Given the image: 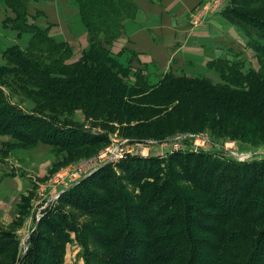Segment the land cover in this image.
I'll return each mask as SVG.
<instances>
[{"label": "trees", "instance_id": "16d2710c", "mask_svg": "<svg viewBox=\"0 0 264 264\" xmlns=\"http://www.w3.org/2000/svg\"><path fill=\"white\" fill-rule=\"evenodd\" d=\"M3 1L21 16L23 28L34 31V35L38 33L26 48H18L16 54L13 52L14 56L25 63L34 64L36 68H46V72L51 76L55 75L47 79H36V73L17 66L18 70L10 72L12 78L9 82L12 80L17 82L16 75L22 72V75H28L27 79L41 86L35 93L40 97L49 100L74 99V103H62V107L68 105L69 109H74L82 106L85 112L98 114V106H100L102 112L96 119L103 122L101 127L107 126L112 121L120 124L144 115L146 106L144 108L137 103L147 101V98H138L133 100L135 103L132 104L124 102L126 90L121 82L124 76L129 75V70L121 67L109 51V46L121 32L122 23L135 13L134 0H72L76 4L80 20L87 28L89 41V49L81 60L74 63L64 62L71 54L67 44L53 41L43 31L37 32L38 30H34V25L27 21L26 4L29 0ZM224 16L232 24L241 27L247 45L256 53L260 64L258 70L249 69L242 74L240 63L236 61L230 63L229 70L220 68V72L225 77L223 85H213L209 83L210 79L205 77L166 74L158 87L150 86L144 76L136 71L134 75L137 81L131 86L136 91L131 94L141 96L150 92L152 97H158L157 100L164 105L175 100L195 104V101L212 96L211 94L215 92L220 94L219 97L213 98L218 103L215 104L216 110L219 106L228 112L240 115L243 111L239 101L243 100L260 111L264 105V22L248 23L247 27L251 29H247L231 18L229 13ZM13 49L15 48L11 47V50ZM3 92L0 89V106L2 103L5 109L2 111L0 107V134L8 131L10 121L13 119L10 117L16 115L12 112L14 109L10 104L3 102L5 96ZM85 96L95 99L93 105V107L97 106L95 109L86 102H78L81 99L87 101ZM220 98L228 100L225 106L219 105ZM207 103L214 105L210 101ZM56 104L41 102L42 111L37 112L42 113L45 118H47L46 114L52 116L51 112L58 109ZM150 105L154 107V103L151 102ZM148 117L150 116L146 118ZM52 118L59 122L57 117L52 116ZM141 120L143 122L137 125L138 127L129 126L133 130L125 131L122 135L158 137L162 141L170 134V131H154L150 120L142 118ZM42 123L40 125L43 127L42 130H33L30 124H27L30 135L18 130L10 134L21 140H30L33 145L48 142L46 136L51 134L48 132L51 125L45 121ZM82 134H89L87 136H90L91 140H95L98 135L107 140L109 135L106 132L104 135L91 132H82ZM230 158L233 160L232 157ZM121 160L128 163L123 167L128 172L123 178L127 185L132 186V190L125 191L126 184L121 179H117L116 184L120 185L119 188L106 190L103 198L95 193L85 196L82 193L85 190L79 191V185L82 189L84 187L86 189V184L95 178L103 179L108 173V163L85 177L76 185L77 190H70L75 187L72 186L58 198L60 201L66 199L67 203H73L86 214L100 218L80 227L68 220L69 214L63 208L61 210L59 202L42 215L37 227L41 230L36 229L30 233L27 249L22 255H16L18 248L14 233H1L9 241L5 249L0 244V253L10 251L12 253L10 259L15 264H41L45 247H49L51 264H55L59 261L56 251L62 250V242L67 243L70 236L75 234L76 240L82 247L87 248L85 244L89 240L95 243V248L83 252L85 264L98 262L101 264H264V227L257 228L264 223V189L261 184L259 185V183L264 185V168H262L264 161L244 163V161L236 162L234 159L236 163H227L223 157L213 156L201 149L175 151L168 155L166 161L168 167L162 168L166 171L167 180L171 181L169 188L160 190L154 187L155 171L163 167L159 165L157 159L125 156L118 162ZM118 166L123 165L118 163ZM176 166L184 168L185 175L197 185V188L200 187V183L205 184L207 179L214 178L215 182L212 185L218 190L209 191L210 197L207 198H203L198 192H194L195 195L185 194V188L180 189L176 183L172 184V179H179L177 176L180 173L175 169ZM229 180L230 182L235 180V185L220 186ZM236 185L239 186L238 189L231 188ZM211 202L215 205V209L213 206L209 207ZM205 207L216 212L208 210L200 212V209ZM140 211L148 215V218L140 215ZM201 213L207 223L201 222L199 217ZM118 216L121 218L119 223L116 222ZM197 217L200 219L197 220ZM185 219H189V222ZM181 221H185L186 226H182ZM135 225H139L140 228L136 229ZM188 229L191 231L190 235H187ZM45 233H49L54 239H61V245L53 244ZM8 244L9 250H6Z\"/></svg>", "mask_w": 264, "mask_h": 264}, {"label": "rangeland", "instance_id": "374dc122", "mask_svg": "<svg viewBox=\"0 0 264 264\" xmlns=\"http://www.w3.org/2000/svg\"><path fill=\"white\" fill-rule=\"evenodd\" d=\"M33 1L34 0L28 1L26 4V10H28V7L30 6L29 3ZM0 3L3 4V8L0 11V31H14L17 38L15 39L9 35L10 32H8V35L5 34V38L0 37V89L4 91L3 93L5 95L3 102L6 101L7 104H10L15 111L12 110V112L16 114H13L10 117L13 119L10 121L8 131L0 134V156L10 159L12 162L18 164L17 166L15 163L11 164V162H8L9 164L7 163L6 173H3L2 177V179H5L10 175H14L16 178L18 177L17 182L14 183L17 185L14 188L10 187L7 190H0V199L2 202V207L0 208V244H2L4 249L9 240L4 238L1 233H14L17 239L18 248L16 255H22L27 249V240L30 233L36 229L41 230V228L37 227L39 226L38 222L42 215L49 208H53L54 205L59 202L61 210L63 208V210L69 214L68 220L78 224L80 227L85 224H90L94 219L97 220V218H100L86 214L73 203H67L66 199H64V201L61 199L60 201L58 198L62 196V193L65 190L70 189L72 186L75 187L70 190H77L76 185L85 177L109 163V165H107L109 166L108 173L103 176V179L95 178L90 183L86 184V189L85 187L82 189V186L80 185L78 187L79 191L85 190L82 191L85 196H88L90 193H95L102 198L105 197L106 190L110 188L112 190L119 188L120 185L116 184L117 179H121L125 183V178L123 177H126L128 172H126L127 170L123 167L128 165V163L124 160L118 162L122 157H151L157 159V161L160 162L159 165L163 167L160 166L161 169L157 170L156 166L158 164L155 166L157 171H155L156 180H154V187L160 188V190H168L169 182H171L167 180L165 175L166 171L162 169L168 167L166 162L168 155L176 150L178 151L180 147L181 149L179 151H198L201 149L213 156L223 157V160L227 163L264 161V105L260 108V111H258V109H255L252 104L244 102L243 100H238L242 105L243 111L240 115L228 112L219 106L216 110L217 105L215 104L218 103H216L213 98L215 99L219 97L220 94H215V92L211 94L212 96H206L203 100L199 99L198 101H195V104H187L175 100L171 102L169 101L163 105L157 100L158 97H152L153 95H151L150 92L147 94H141V96L131 94L136 91L131 86L137 80L135 75L129 74L124 76L122 79L124 82H121L123 88L126 90V95L123 100L124 102L126 101L132 104L135 103L133 100L142 97L147 98V101L137 103L141 107L145 108L146 106L147 110L144 111L143 116L135 117L129 122L125 121L124 123L119 124L118 122L116 123L115 121H112L108 123V127L104 126V124V127H101L103 122L96 119L98 118L97 115L102 112L100 106H98V114L85 112L84 107L82 106L74 109H69L68 105L62 107V103H74V99L60 98L57 100H49L40 97L35 93H37L36 89L41 88V86L34 81L27 79L28 75H22V72H20L19 75H16L17 82L16 80L9 82L12 78L10 72H14L13 70L15 69L18 70L17 66L27 69L29 72L36 73V79H47L55 75L52 74L51 76L50 73L46 72V68H36L37 66L34 64L29 62V64L25 63V61L14 56V54L17 53L16 50H18L21 45L25 44L26 41L22 40L20 46L19 43L18 45H12L11 47L15 48L13 50H11V47L8 46V44H12L13 41L19 40L21 33L28 32L26 28L22 27L23 21H21V16L6 5L3 0H1ZM35 4L36 3H31V10L33 11L34 16H29L27 21L31 24L37 23V32H40L41 28H45L47 31L49 29L51 30L53 27L49 23L44 27L41 22H38L41 11H34V9L39 7ZM69 6L77 9L75 2L72 0H70ZM218 13H220L224 19H226L224 14L229 13V16L236 22L240 23L241 26L247 27L248 23L255 24L256 21L264 22V0H232L229 3H224V1L221 0H205L202 7L198 6L190 11L188 20L190 23H196L198 25L205 22L208 17H211L212 15L214 16ZM64 14L68 17L73 13L69 14L64 11ZM47 21H54L55 24L53 26L58 27V22L55 20ZM83 26L85 25L83 24ZM247 29L251 28L247 27ZM28 31L31 32V30ZM37 35L38 33H35V35L31 36L26 45H29L31 40L37 37ZM67 45L71 50V54L64 60V62H78L89 49L88 31L87 44L81 51L76 49V54H74L72 46L69 44ZM253 56L252 66L247 67L251 64L246 63L239 64L240 70L242 71L240 73L245 74L249 69L255 71L260 68V64L254 51ZM230 66V63L223 65L226 70L231 69ZM218 70L221 71L219 68ZM140 74L143 75L142 73ZM165 75H163L156 83H149V85L158 87L162 83ZM206 78L207 77H205V79ZM219 78L218 82L210 80L211 82L209 83L213 85H223L225 83L223 79L225 78L224 75L220 73ZM148 95L150 96L146 97ZM85 97L88 99L87 101L81 99V101L79 100L78 102H86V104L91 106L92 109H95L97 107H93L95 99L93 97ZM220 99L221 102H219V105L225 106V103H227L228 100H225L224 98ZM231 99H234V97H231ZM97 101L98 99L96 100V103ZM208 101L212 102L214 105H208ZM41 102L57 103L56 105L58 109L53 110L51 113L52 116L59 119V122L54 120L50 114H46L47 118H45L42 113L37 112L42 111L41 107L43 106L41 105ZM75 102H77V100H75ZM78 102L77 105L79 104ZM151 102L154 103V107L153 105L149 106ZM0 107H2L3 111L4 108L2 103ZM206 110L208 112H206ZM198 113H200V115ZM147 116L150 117L146 118ZM141 118L144 120H150L154 126V131H170V134L162 141H160L158 137L122 135L125 131L130 132L133 130L129 126L138 127L137 125L143 122ZM43 121L51 125V128L48 130L51 134L46 136V140L50 143L39 142L37 144L40 145L36 146L37 144H31L30 140H21L12 135L14 134V131L17 130L18 132H24L30 135V132L26 127L29 124L33 130H42L43 127L40 125L43 124ZM11 132L12 134H10ZM82 132L103 135L104 132H106V134L109 135L107 140L105 137L99 135L95 140H91V137L87 136L89 134L83 135ZM186 135H188V137ZM56 142H58V144H56ZM231 153H234L235 155L233 156ZM239 154L248 156L239 159L237 158ZM230 157H232L233 160ZM118 163H121L123 166L119 167ZM184 164L185 162L183 165ZM193 165L194 164L192 163V166ZM181 166L175 167L180 174L177 176L179 179H172V184L176 183L180 189L185 188V194H194V192H198L203 198H207L210 197L209 191L218 190L212 185V183L215 182L214 178L211 180L207 179L205 184L199 182V188L201 189L197 188V185L185 175L186 171ZM262 168H264V164ZM2 179H0V181ZM208 184L211 185L208 186ZM227 184L235 185V180H232L231 182L229 180V182H224L223 185L220 186L225 187ZM260 184L264 189V185L262 183H259V185ZM235 187L236 189L239 188L237 185L231 186L232 189ZM221 189L223 190V188ZM126 190H132V186L126 184L125 191ZM186 190L188 193H186ZM66 197L67 195L65 198ZM212 206L215 209V205L211 202L209 207ZM205 210L213 211L212 209H206L205 207L201 208L200 212H204ZM202 213L199 216L201 219L197 217V220L200 219L201 222L207 223L208 221L204 220L205 218ZM139 214L144 216V218H148V215L146 216L143 211H140ZM117 220L118 221L116 222L118 223L121 221L120 216H118ZM185 220L186 222H189V219ZM116 222L114 220L115 224H117ZM180 224L186 226L185 221H181ZM263 227L264 223L260 224L257 228L260 229ZM135 228L139 229L140 227L139 225H135ZM190 232L191 231L188 229L187 235ZM45 236L56 246L61 245V239H54L49 233H45ZM92 242V240H89L85 244L87 248L84 246L82 247L79 241L76 240L75 234H72L67 243L62 242V250L58 249L56 251L58 253L59 261L55 264H85V256L83 252L85 250L91 251L92 248H95V243ZM92 244L94 246H92ZM8 247L9 244L7 245L6 250H9ZM48 251L49 247H45V254L41 264H51ZM11 255L12 253L10 251H2L0 253V264H15L14 261L10 259ZM95 264L101 263L98 262Z\"/></svg>", "mask_w": 264, "mask_h": 264}, {"label": "crops", "instance_id": "0c3cea01", "mask_svg": "<svg viewBox=\"0 0 264 264\" xmlns=\"http://www.w3.org/2000/svg\"><path fill=\"white\" fill-rule=\"evenodd\" d=\"M221 1L229 3L232 0ZM203 2L205 0H134L135 13L122 23L119 36L109 46L110 54L121 67L129 70L130 75L136 71L142 73L148 84L156 83L166 73L207 77L218 82L221 73L218 68L224 64L238 61L240 64H251L247 67L252 66L253 51L247 45L240 26L230 23L220 13L208 17L202 24L193 25L189 22L190 11L202 7ZM31 3L39 6L34 9L35 12L41 11L38 22L44 27L47 23L52 25L51 30L40 29L50 39L69 44L74 54L76 49L81 51L86 46L87 28L83 26L78 10L69 6L70 0H34L29 3L28 17L34 16ZM2 8L3 4L0 3V11ZM64 11L73 14L67 17ZM47 20H55L58 27L53 26L54 21ZM36 24L32 25L36 27ZM8 32L17 39L16 33L9 30L0 31V37L5 38ZM27 32L21 33L19 40L8 46L18 43L20 46L24 40L26 42L20 49L26 48L27 41L34 35V31ZM8 162L15 163L0 156V179L6 173ZM17 179L14 175L2 179L0 190L14 188Z\"/></svg>", "mask_w": 264, "mask_h": 264}, {"label": "built area", "instance_id": "2783aa9c", "mask_svg": "<svg viewBox=\"0 0 264 264\" xmlns=\"http://www.w3.org/2000/svg\"><path fill=\"white\" fill-rule=\"evenodd\" d=\"M193 25H197V24H196V23H193ZM186 136L188 137V135H186ZM186 136H185V137H186ZM178 147H179V146H178ZM176 149H177V148H176ZM180 149H181V147H180ZM180 149H179V150H180ZM120 150H121V149H120ZM179 150H178V151H179ZM176 151H177V150H176ZM231 154H232L233 156L235 155L234 153H231ZM247 156H248V155H242V154L240 155V154H239V155L237 156V158H239V159H243L244 157H247ZM121 157H122V156H121Z\"/></svg>", "mask_w": 264, "mask_h": 264}]
</instances>
